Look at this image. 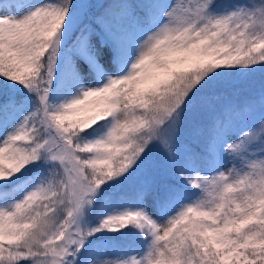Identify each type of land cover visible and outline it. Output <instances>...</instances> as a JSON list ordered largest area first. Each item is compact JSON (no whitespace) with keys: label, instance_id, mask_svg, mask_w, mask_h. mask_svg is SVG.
<instances>
[{"label":"snow or ice","instance_id":"snow-or-ice-1","mask_svg":"<svg viewBox=\"0 0 264 264\" xmlns=\"http://www.w3.org/2000/svg\"><path fill=\"white\" fill-rule=\"evenodd\" d=\"M0 264H264V0H0Z\"/></svg>","mask_w":264,"mask_h":264},{"label":"rangeland","instance_id":"rangeland-1","mask_svg":"<svg viewBox=\"0 0 264 264\" xmlns=\"http://www.w3.org/2000/svg\"><path fill=\"white\" fill-rule=\"evenodd\" d=\"M258 76V75H257ZM254 78H257V77H254ZM254 78L252 80H254ZM238 87L240 89H246V90H249V91H254L256 90V87H255V84H254V81H248V82H242L241 84L238 85ZM259 88V86H258ZM257 88V89H258Z\"/></svg>","mask_w":264,"mask_h":264},{"label":"trees","instance_id":"trees-1","mask_svg":"<svg viewBox=\"0 0 264 264\" xmlns=\"http://www.w3.org/2000/svg\"><path fill=\"white\" fill-rule=\"evenodd\" d=\"M257 78H254V80H251V81H254V84H255V87H256V90L259 86V83H260V78L259 76H256Z\"/></svg>","mask_w":264,"mask_h":264}]
</instances>
